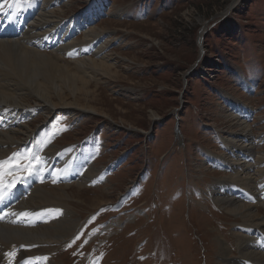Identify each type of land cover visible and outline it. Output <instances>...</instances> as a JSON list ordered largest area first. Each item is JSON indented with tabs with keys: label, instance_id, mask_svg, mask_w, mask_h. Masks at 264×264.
I'll return each mask as SVG.
<instances>
[{
	"label": "rangeland",
	"instance_id": "1",
	"mask_svg": "<svg viewBox=\"0 0 264 264\" xmlns=\"http://www.w3.org/2000/svg\"><path fill=\"white\" fill-rule=\"evenodd\" d=\"M88 1L60 0L47 11L63 9L67 20ZM107 1L103 18L71 40L63 42L57 30L50 43L76 44L70 51L26 44L32 54H45L82 77L87 85L81 104L99 113L48 111L49 138L35 158L39 167L44 158L41 173L48 179L35 187H71L68 193L76 197L64 209L76 229L58 243L31 246L28 256L47 264H221L220 238L239 258L242 220L211 193L218 179L232 173L213 163L211 154L232 157L223 139L241 133L233 120L246 113L252 137L260 138L261 156L254 158L264 170V0ZM95 27L105 31L87 45L85 33ZM103 57L114 68L109 77L76 67L75 61ZM31 62L39 74L56 69L35 57ZM64 96L73 101L68 91ZM28 119L20 126H35L34 138L45 116L37 112ZM94 133V145L81 147ZM51 152L56 156L48 167ZM66 172L78 177L64 179ZM96 201L106 205L94 209ZM254 207L264 220V195ZM259 242L264 254V234Z\"/></svg>",
	"mask_w": 264,
	"mask_h": 264
},
{
	"label": "bare ground",
	"instance_id": "2",
	"mask_svg": "<svg viewBox=\"0 0 264 264\" xmlns=\"http://www.w3.org/2000/svg\"><path fill=\"white\" fill-rule=\"evenodd\" d=\"M30 1L32 7L37 11V16L39 15L38 12L42 13H40L38 20L35 19L36 21L28 23L20 19L18 22L13 23L11 16L18 17L21 14L30 13L31 8L26 3ZM54 3L59 4L60 0H0V161L5 162L0 164V188L7 184L8 189H11L13 183L11 180L24 174L19 172L26 168L21 166L22 158L35 164L33 171L35 176L47 168L44 165L43 158L39 160L42 164L39 171L37 159L35 158L39 159L40 150L42 151V146L39 145L42 142L45 145L49 138L47 124L51 121L48 114L50 109L99 114L96 109L81 104L79 98L81 94L85 96L83 90L87 85L82 77L72 74L70 68L58 65L57 62L52 60L53 58L51 59L45 54L39 52L32 54L35 53V50H33L34 52L32 50L28 51L26 44L30 43L31 46H36L38 50L44 49V45L60 46V40L58 39L50 43L55 40L57 30L61 31L63 42L71 40L73 35L85 31L88 26L102 17L108 1L91 0L80 14L67 20L63 19L66 15V11L63 9L47 11V6L50 4L55 6ZM10 23L14 26L11 29L7 27ZM97 27L85 33L87 45L92 43V38L105 31V29H98ZM28 29L31 30L28 31ZM21 33L24 34L20 35ZM43 39L46 41L45 44ZM63 42L60 49H65V51L76 46V44L67 46L68 43L63 45ZM38 43H40L39 47ZM94 55H98V51ZM32 57H35L38 61L42 60L45 64L52 63L56 69H46L43 74H39L38 69H35L34 64L31 62ZM101 60L95 61L84 58L75 62L76 67L82 74L90 75L91 72H95V74L99 73L109 77L110 73H114V68L107 63L110 62L108 57H103ZM80 84L83 88L78 87ZM65 91L69 92L70 97L73 99L72 102H68V99L64 96ZM237 105H239L238 109L245 108L242 104ZM37 112L44 113L45 119L41 122L43 124H40V129L33 138L32 134L36 131L34 130L35 126H22V128L20 124ZM243 114V116L235 117L233 120V127L239 128L241 133L238 135L230 133L223 139L226 150L232 157L227 158L228 155L216 156L211 154V159L214 160L213 163L222 161L223 168L232 173L223 179L217 180L211 189V193L212 191L215 192V196H212V198L222 206V209L242 220L241 226L243 228L241 229L242 233L245 234H236L240 251L239 258L231 257L232 252L223 240L219 238L215 241L221 264H264V254L260 252L262 250L259 242V234H264V220L256 214L254 207L255 204L260 203L264 195V170H262V167L260 168L259 161L254 158L261 156L256 150L258 137H252L253 132H250L247 125L248 118L246 116L248 114ZM151 119L155 120L157 117L153 115ZM235 120L238 122H235ZM44 121L46 122L44 123ZM258 139L260 140V138ZM94 141L95 138L92 136L80 145L81 147L94 145ZM15 149L18 151L15 152ZM55 156L56 154L51 152L50 157H46L50 160L48 167ZM14 163H17L19 168H15ZM90 172L95 173L92 170ZM65 174L64 179L78 177V174L75 175L70 172ZM18 181H20L19 178ZM69 188L71 187H57L53 190H47L43 187L33 188L34 190L28 194L26 199L12 208L13 219L6 215L3 219H0V252H3L0 255V264H10V261L11 264H30L31 261L36 260V256H28L27 254L31 246L58 243L71 235L76 227V222L73 219L67 220V210L64 209V206L68 207L76 196L74 197L68 193ZM253 188L256 189L255 192H253ZM8 189L6 188L5 193L0 192L2 200L11 201L12 196ZM238 192L243 193L246 198L239 196ZM248 201L252 204H247ZM104 205H106V202L96 201L93 207L97 209ZM21 213H28L29 215L22 217ZM47 215H51V217ZM44 216L47 217L43 220ZM47 220L53 222L45 226L30 228L32 223L47 222ZM8 253H15V255L9 256ZM37 261L42 264L49 263V261L42 258Z\"/></svg>",
	"mask_w": 264,
	"mask_h": 264
},
{
	"label": "snow or ice",
	"instance_id": "3",
	"mask_svg": "<svg viewBox=\"0 0 264 264\" xmlns=\"http://www.w3.org/2000/svg\"><path fill=\"white\" fill-rule=\"evenodd\" d=\"M3 163H5V162H3V161H0V164H3ZM16 181H13V183H12V185H11V187L14 189L15 187H16ZM5 188H7V186H4ZM0 200H2V198H0ZM5 215H7V213H4V215H0V219H3L4 218V216ZM22 217H27L29 214L28 213H21L20 214ZM7 255H9V256H14L15 255V253H8ZM35 259H40V257H36ZM46 259V258H45ZM10 264H11V261H10Z\"/></svg>",
	"mask_w": 264,
	"mask_h": 264
},
{
	"label": "water",
	"instance_id": "4",
	"mask_svg": "<svg viewBox=\"0 0 264 264\" xmlns=\"http://www.w3.org/2000/svg\"><path fill=\"white\" fill-rule=\"evenodd\" d=\"M201 40L203 41V38H202ZM202 41H200V42H201V44L203 43Z\"/></svg>",
	"mask_w": 264,
	"mask_h": 264
}]
</instances>
